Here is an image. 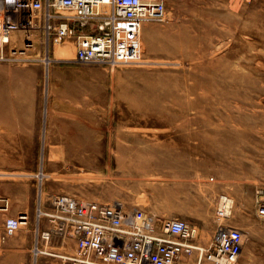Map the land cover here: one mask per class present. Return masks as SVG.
Masks as SVG:
<instances>
[{"label": "rangeland", "instance_id": "374dc122", "mask_svg": "<svg viewBox=\"0 0 264 264\" xmlns=\"http://www.w3.org/2000/svg\"><path fill=\"white\" fill-rule=\"evenodd\" d=\"M31 37V60L0 62L6 98L14 76L5 68L40 67L37 83L19 91L35 96L26 112L40 132L0 134V196L10 199L0 209V256L11 237H3L6 218L27 212L21 228L36 230L39 207L49 210L57 193L183 218L202 246L227 195L233 211L223 222L245 234L236 264H264L256 201L259 191L264 198V0H166L164 19L142 24L131 63L76 62L72 39L48 51L41 33ZM14 38L25 46L22 32ZM40 224L48 227L45 216ZM63 241L42 248L73 252L74 241ZM33 249L34 264H65Z\"/></svg>", "mask_w": 264, "mask_h": 264}, {"label": "built area", "instance_id": "2783aa9c", "mask_svg": "<svg viewBox=\"0 0 264 264\" xmlns=\"http://www.w3.org/2000/svg\"><path fill=\"white\" fill-rule=\"evenodd\" d=\"M166 0H0V62L29 61L35 47L32 35L41 33L51 51L57 41L72 39L76 62L117 65L139 60L144 22L164 19ZM18 32L25 35L23 48L15 45ZM53 44V45H52ZM257 195L258 213L264 217V198ZM0 209L10 199L0 196ZM233 211V199L220 197L217 229L208 246L196 244L198 229L179 217L159 219L140 206L127 207L80 200L54 194L51 208L38 209L34 254L37 257L54 236L73 240V252L46 251L65 264H177L197 251L198 263L236 264L244 245V230L223 222ZM49 222L41 228L43 217ZM29 222L27 212L5 220L3 237Z\"/></svg>", "mask_w": 264, "mask_h": 264}, {"label": "crops", "instance_id": "0c3cea01", "mask_svg": "<svg viewBox=\"0 0 264 264\" xmlns=\"http://www.w3.org/2000/svg\"><path fill=\"white\" fill-rule=\"evenodd\" d=\"M13 73L12 93L6 98L4 94H0V134L1 139L6 141L10 139L12 134H34L40 132L37 123L33 122L32 114H28L26 110H32L36 106L37 100L34 95L27 97L20 94L21 88L28 86L30 83H37V72L40 67L37 65L5 68ZM33 82V83H32ZM25 138V137H24ZM27 139V137H26ZM36 231L35 227L20 228L15 235L7 238L3 245V252L0 258V264H34L32 249L35 245ZM197 262V263H196ZM37 264H44L46 260L38 257ZM199 264L198 257L186 259L182 264ZM200 264H211L207 260H203Z\"/></svg>", "mask_w": 264, "mask_h": 264}, {"label": "bare ground", "instance_id": "6f19581e", "mask_svg": "<svg viewBox=\"0 0 264 264\" xmlns=\"http://www.w3.org/2000/svg\"><path fill=\"white\" fill-rule=\"evenodd\" d=\"M180 114H182V113H180ZM67 150V149H66ZM101 150V149H100ZM90 151V150H89ZM89 151H86L87 153H89ZM66 152V151H65ZM92 152V151H91ZM93 152H96V151H93ZM85 154V153H84ZM91 154V153H90ZM99 155V154H98ZM85 156H87V155H85ZM89 156V155H88ZM87 156V157H88ZM90 157H88V159H89ZM94 158V157H93ZM96 158V157H95ZM97 159V158H96ZM90 160H92V159H90ZM98 161V160H97ZM99 162V161H98ZM42 251L44 252V253H46V251H48V250H46V248H43L42 249ZM42 253V252H41Z\"/></svg>", "mask_w": 264, "mask_h": 264}]
</instances>
